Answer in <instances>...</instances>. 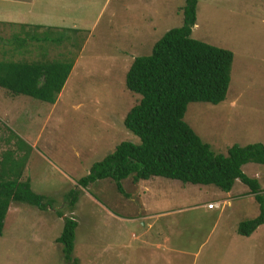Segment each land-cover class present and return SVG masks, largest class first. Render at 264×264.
Segmentation results:
<instances>
[{
  "label": "rangeland",
  "instance_id": "374dc122",
  "mask_svg": "<svg viewBox=\"0 0 264 264\" xmlns=\"http://www.w3.org/2000/svg\"><path fill=\"white\" fill-rule=\"evenodd\" d=\"M183 6L184 0H111L86 30L0 26V60H22L24 54L25 61L74 62L54 104L9 100L0 90V161L8 152V163H24L22 181L54 206L40 211L11 204L0 264H66L56 242L66 217L77 222L72 258L78 264H264V225L251 240L237 234L240 222L259 214L239 180L230 193L159 177L123 180L128 196L110 179L77 186L117 145L139 142L123 126L140 100L126 89L125 74L136 57L149 55L167 31L183 25ZM191 37L231 51L233 63L225 101L190 103L184 121L218 154L232 145L264 144V0H199ZM242 171L257 180L264 198V165L249 163ZM71 190L78 193L72 212L66 207ZM142 200L151 212L141 213ZM210 203L216 208L209 210ZM158 211L167 213L147 236L154 242L160 233L167 237L162 251L139 243L142 220L117 235L116 214L136 218Z\"/></svg>",
  "mask_w": 264,
  "mask_h": 264
},
{
  "label": "trees",
  "instance_id": "16d2710c",
  "mask_svg": "<svg viewBox=\"0 0 264 264\" xmlns=\"http://www.w3.org/2000/svg\"><path fill=\"white\" fill-rule=\"evenodd\" d=\"M198 1L184 0L183 25L167 31L149 55L136 57L125 74L126 89L139 95L140 100L127 112L123 126L139 142L117 145L92 165L77 186L85 189L97 180L110 179L119 193L128 196L121 185L123 180L159 177L194 186H215L228 193L239 180L259 206L257 217L237 227L238 235L249 237L264 225V198L257 180L246 176L242 167L249 163L264 165V144L232 145L226 155L218 154L184 121L190 103L219 105L225 101L233 63L231 51L191 37ZM0 40L4 41L1 35ZM23 56L22 60H0V90L9 100L26 97L54 104L74 62L25 61ZM7 153L0 161V238L12 203H25L40 211L54 207L52 200L31 190L28 180L22 181L24 163L13 166L6 160ZM77 202V191H69L68 211L72 212ZM57 215L63 213L58 211ZM76 228L74 218H64L56 239L66 264H78L72 258Z\"/></svg>",
  "mask_w": 264,
  "mask_h": 264
},
{
  "label": "crops",
  "instance_id": "0c3cea01",
  "mask_svg": "<svg viewBox=\"0 0 264 264\" xmlns=\"http://www.w3.org/2000/svg\"><path fill=\"white\" fill-rule=\"evenodd\" d=\"M111 0H0V26L5 27H26L32 29L45 30H86L95 27L101 14L105 11L106 5ZM1 48V45H0ZM71 73V72H70ZM154 179V178H152ZM150 180V179H149ZM147 181V180H146ZM154 182V181H151ZM150 185V184H149ZM152 197L151 188H144ZM230 193V192H228ZM253 196V195H252ZM142 212H151L150 205L146 200L141 203ZM166 211L146 214L136 218H123L116 214V224L121 225L116 230L117 235L122 234L127 223H141L144 228L143 237L139 238V243H146L147 247H154L155 250H163L167 247L168 238L162 233L156 238V242L148 238V232L156 228V222L160 221ZM126 224V225H124ZM261 227V226H260ZM253 232L248 240L253 239ZM120 249V247H119ZM117 255V254H116Z\"/></svg>",
  "mask_w": 264,
  "mask_h": 264
},
{
  "label": "built area",
  "instance_id": "2783aa9c",
  "mask_svg": "<svg viewBox=\"0 0 264 264\" xmlns=\"http://www.w3.org/2000/svg\"><path fill=\"white\" fill-rule=\"evenodd\" d=\"M216 206H217L216 204H214V203H210V204L207 205V208H208L209 210H212V209H215Z\"/></svg>",
  "mask_w": 264,
  "mask_h": 264
}]
</instances>
